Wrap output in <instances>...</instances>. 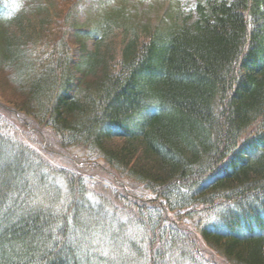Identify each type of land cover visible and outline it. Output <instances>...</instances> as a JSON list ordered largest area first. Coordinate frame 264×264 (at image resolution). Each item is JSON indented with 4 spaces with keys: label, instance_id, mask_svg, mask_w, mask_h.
I'll use <instances>...</instances> for the list:
<instances>
[{
    "label": "trees",
    "instance_id": "obj_1",
    "mask_svg": "<svg viewBox=\"0 0 264 264\" xmlns=\"http://www.w3.org/2000/svg\"><path fill=\"white\" fill-rule=\"evenodd\" d=\"M29 3L0 0V264H264V0L162 29L108 12L90 45L77 7Z\"/></svg>",
    "mask_w": 264,
    "mask_h": 264
},
{
    "label": "rangeland",
    "instance_id": "obj_2",
    "mask_svg": "<svg viewBox=\"0 0 264 264\" xmlns=\"http://www.w3.org/2000/svg\"><path fill=\"white\" fill-rule=\"evenodd\" d=\"M4 5L12 9L13 3H21L23 8H25V12H28L30 8L27 6L30 5L29 0H3ZM56 6L59 5H69L70 7H77V11L79 14L80 20L76 23L81 27H89L91 28V33L84 38L86 42L91 43L92 35H95L98 27L100 26V18L108 12H116L117 17L116 24L119 26H124V28H128L129 24L133 26H138L145 30V28H153L154 26L160 27V29L167 27L171 22L189 19L190 17L196 18L195 8L197 5V0H55ZM77 5V6H76ZM120 8H124L121 10ZM5 11V10H4ZM120 11V12H118ZM192 18V20L194 19ZM191 20V18H190ZM115 30V34H116ZM115 36V35H114ZM109 38L110 40L114 37ZM118 42V41H117ZM120 43V42H118ZM1 81H3L0 77V96H4L6 100H17L16 96L9 87L2 88ZM4 82V81H3ZM19 125L17 122H15ZM19 133L25 134L27 137H30V132H27L24 128L19 127ZM24 130V132H23ZM47 133V130H45ZM33 135V133H31ZM36 139V146H43L45 142L47 149L44 150V153L47 158H50L51 161L58 167H63L67 169H73V163L71 161H82V153L78 150H67L62 149L57 142V139L54 135L46 134V139L43 138L38 139V137L34 136ZM51 142V147L50 143ZM42 148V147H41ZM25 167L22 170H25V176L27 179H30L34 172L30 170L28 165H24ZM89 180L92 183H95L97 187L102 188L106 192H111L112 190H116V187L109 188V186H104V182L109 181V175L104 172V170H94L89 175ZM17 182L9 186L12 189L16 188ZM20 186H24V182L19 184ZM35 186V185H34ZM10 188V189H11ZM50 188H47L49 191ZM39 190L36 192V196H38V201L42 200L45 195L39 194ZM45 192V193H46ZM17 194V191L12 192L10 195V202L8 207H11L13 195ZM36 201H19V205L23 206V208H34ZM41 203V202H40ZM16 208H19V206ZM24 204V205H23Z\"/></svg>",
    "mask_w": 264,
    "mask_h": 264
},
{
    "label": "clouds",
    "instance_id": "obj_3",
    "mask_svg": "<svg viewBox=\"0 0 264 264\" xmlns=\"http://www.w3.org/2000/svg\"><path fill=\"white\" fill-rule=\"evenodd\" d=\"M22 8H23V5L21 3H13L12 4L13 13L18 12ZM5 18H10V15L6 16Z\"/></svg>",
    "mask_w": 264,
    "mask_h": 264
}]
</instances>
